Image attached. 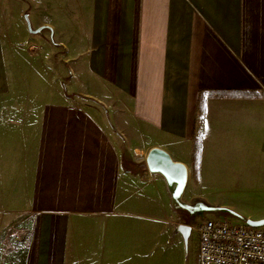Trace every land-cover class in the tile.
Listing matches in <instances>:
<instances>
[{
  "label": "crops",
  "instance_id": "0c3cea01",
  "mask_svg": "<svg viewBox=\"0 0 264 264\" xmlns=\"http://www.w3.org/2000/svg\"><path fill=\"white\" fill-rule=\"evenodd\" d=\"M68 10L90 44L80 75L123 98L129 143L141 139L192 170L198 135L202 175L212 139L264 138V0H78ZM4 39L0 18V98L12 92ZM95 97L105 105L112 98ZM124 169L92 112L66 99L43 104L29 197L12 207L0 194V264H151L67 259L85 218H114Z\"/></svg>",
  "mask_w": 264,
  "mask_h": 264
},
{
  "label": "rangeland",
  "instance_id": "374dc122",
  "mask_svg": "<svg viewBox=\"0 0 264 264\" xmlns=\"http://www.w3.org/2000/svg\"><path fill=\"white\" fill-rule=\"evenodd\" d=\"M77 1L0 0L1 32L13 69L9 70L12 92L0 98V194L12 207H20L28 199L41 107L66 99L102 122L124 154L125 164L119 210L114 218H85L78 235L73 236L67 259L199 264L196 229L203 219L217 214L205 212V207L228 209L230 212L219 214L235 222L264 219V138L212 139L204 154L203 174L200 160L193 161L182 198L198 205L200 215L190 217L174 208L164 177L147 167L150 148L141 146V139L133 137L135 141L129 143L125 138L130 111L121 103L123 98L80 75L82 57L90 44L81 41L78 12L68 10ZM104 92L112 97L107 105L95 97Z\"/></svg>",
  "mask_w": 264,
  "mask_h": 264
},
{
  "label": "built area",
  "instance_id": "2783aa9c",
  "mask_svg": "<svg viewBox=\"0 0 264 264\" xmlns=\"http://www.w3.org/2000/svg\"><path fill=\"white\" fill-rule=\"evenodd\" d=\"M216 214L203 219L198 235L199 264H264V226Z\"/></svg>",
  "mask_w": 264,
  "mask_h": 264
},
{
  "label": "water",
  "instance_id": "95a60500",
  "mask_svg": "<svg viewBox=\"0 0 264 264\" xmlns=\"http://www.w3.org/2000/svg\"><path fill=\"white\" fill-rule=\"evenodd\" d=\"M26 20L28 28L31 30V25L27 17ZM146 164L150 172L160 174L164 177L171 195L172 206L180 211L189 212V207L192 205L182 199L189 177L186 165L174 161L167 151L160 148H153L148 152ZM204 211L215 212L217 214L230 212L228 209L213 206L205 207ZM247 223L251 226L260 227L264 226V219H247ZM188 232L189 230H187Z\"/></svg>",
  "mask_w": 264,
  "mask_h": 264
},
{
  "label": "trees",
  "instance_id": "16d2710c",
  "mask_svg": "<svg viewBox=\"0 0 264 264\" xmlns=\"http://www.w3.org/2000/svg\"><path fill=\"white\" fill-rule=\"evenodd\" d=\"M204 113H205V99L203 92L199 95V103H198V117H197V124L202 125L204 121ZM201 140L198 135L195 137L194 142V150H193V161L198 162L201 157Z\"/></svg>",
  "mask_w": 264,
  "mask_h": 264
},
{
  "label": "flooded vegetation",
  "instance_id": "af4514ba",
  "mask_svg": "<svg viewBox=\"0 0 264 264\" xmlns=\"http://www.w3.org/2000/svg\"><path fill=\"white\" fill-rule=\"evenodd\" d=\"M199 212H200L199 208H194L193 210L189 212H184V213H186L190 217H193L194 215H197V214L200 215Z\"/></svg>",
  "mask_w": 264,
  "mask_h": 264
},
{
  "label": "bare ground",
  "instance_id": "6f19581e",
  "mask_svg": "<svg viewBox=\"0 0 264 264\" xmlns=\"http://www.w3.org/2000/svg\"><path fill=\"white\" fill-rule=\"evenodd\" d=\"M194 208H199V206H198V205H192V206L189 207V210L191 211V210H193Z\"/></svg>",
  "mask_w": 264,
  "mask_h": 264
}]
</instances>
